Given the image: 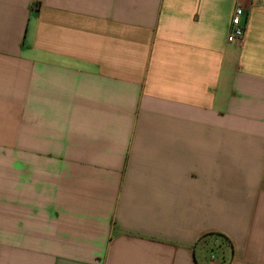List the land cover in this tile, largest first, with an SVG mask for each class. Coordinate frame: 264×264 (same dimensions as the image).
I'll return each mask as SVG.
<instances>
[{
  "label": "crops",
  "instance_id": "crops-1",
  "mask_svg": "<svg viewBox=\"0 0 264 264\" xmlns=\"http://www.w3.org/2000/svg\"><path fill=\"white\" fill-rule=\"evenodd\" d=\"M219 237L264 264V0H0V264H206Z\"/></svg>",
  "mask_w": 264,
  "mask_h": 264
},
{
  "label": "built area",
  "instance_id": "built-area-1",
  "mask_svg": "<svg viewBox=\"0 0 264 264\" xmlns=\"http://www.w3.org/2000/svg\"><path fill=\"white\" fill-rule=\"evenodd\" d=\"M244 9L241 6H236L233 10V17L230 23V29L228 33V42L230 43H242L244 41L246 27L243 22ZM206 264H220V262L212 254Z\"/></svg>",
  "mask_w": 264,
  "mask_h": 264
},
{
  "label": "rangeland",
  "instance_id": "rangeland-1",
  "mask_svg": "<svg viewBox=\"0 0 264 264\" xmlns=\"http://www.w3.org/2000/svg\"><path fill=\"white\" fill-rule=\"evenodd\" d=\"M212 246H213L212 250L214 253L213 255L215 256V258L220 262V264L221 263L227 264L228 262H226V260H225L224 250L229 248L228 243L224 239L217 238L216 242ZM210 257H211V255H210ZM209 258H208V260H209Z\"/></svg>",
  "mask_w": 264,
  "mask_h": 264
},
{
  "label": "trees",
  "instance_id": "trees-1",
  "mask_svg": "<svg viewBox=\"0 0 264 264\" xmlns=\"http://www.w3.org/2000/svg\"><path fill=\"white\" fill-rule=\"evenodd\" d=\"M220 239H224L223 237H219ZM212 252H213V250H212ZM221 264H224V263H221Z\"/></svg>",
  "mask_w": 264,
  "mask_h": 264
}]
</instances>
